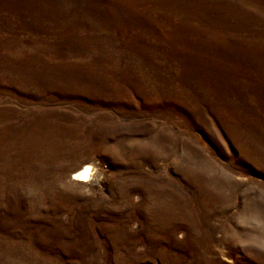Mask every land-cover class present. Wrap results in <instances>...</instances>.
<instances>
[{"label":"rangeland","instance_id":"374dc122","mask_svg":"<svg viewBox=\"0 0 264 264\" xmlns=\"http://www.w3.org/2000/svg\"><path fill=\"white\" fill-rule=\"evenodd\" d=\"M0 264H264V0H0Z\"/></svg>","mask_w":264,"mask_h":264},{"label":"bare ground","instance_id":"6f19581e","mask_svg":"<svg viewBox=\"0 0 264 264\" xmlns=\"http://www.w3.org/2000/svg\"><path fill=\"white\" fill-rule=\"evenodd\" d=\"M94 165L85 164L80 167L76 172H74L73 180L81 183V184H89L93 182H97L98 180V172L97 169L92 167Z\"/></svg>","mask_w":264,"mask_h":264}]
</instances>
